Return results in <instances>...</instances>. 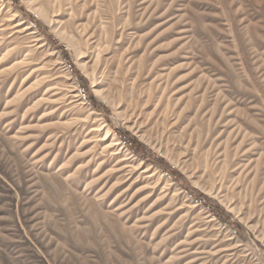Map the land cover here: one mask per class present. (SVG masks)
<instances>
[{
	"label": "rangeland",
	"instance_id": "1",
	"mask_svg": "<svg viewBox=\"0 0 264 264\" xmlns=\"http://www.w3.org/2000/svg\"><path fill=\"white\" fill-rule=\"evenodd\" d=\"M0 264H264V0H0Z\"/></svg>",
	"mask_w": 264,
	"mask_h": 264
},
{
	"label": "trees",
	"instance_id": "2",
	"mask_svg": "<svg viewBox=\"0 0 264 264\" xmlns=\"http://www.w3.org/2000/svg\"><path fill=\"white\" fill-rule=\"evenodd\" d=\"M13 1L16 2L17 0H13ZM60 49L63 50L62 48H60ZM64 54H65V57H67L65 52H64ZM71 69L74 72L75 77L77 78V80H79L80 82H83L84 80H83L82 76L77 71H75V68L71 67ZM126 144L136 154H142L143 153L142 152L143 146L137 140H135L134 138H130L129 137L126 140ZM210 209L216 216H218L219 218H222V212H221V210L218 207H211Z\"/></svg>",
	"mask_w": 264,
	"mask_h": 264
},
{
	"label": "bare ground",
	"instance_id": "3",
	"mask_svg": "<svg viewBox=\"0 0 264 264\" xmlns=\"http://www.w3.org/2000/svg\"><path fill=\"white\" fill-rule=\"evenodd\" d=\"M100 66V65H99ZM113 91H115V90H113ZM168 179V178H167Z\"/></svg>",
	"mask_w": 264,
	"mask_h": 264
}]
</instances>
